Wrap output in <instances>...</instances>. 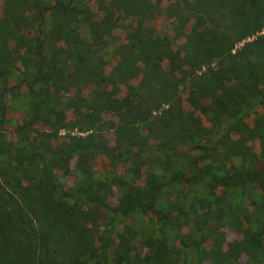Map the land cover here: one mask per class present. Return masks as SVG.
Listing matches in <instances>:
<instances>
[{
  "label": "trees",
  "instance_id": "trees-1",
  "mask_svg": "<svg viewBox=\"0 0 264 264\" xmlns=\"http://www.w3.org/2000/svg\"><path fill=\"white\" fill-rule=\"evenodd\" d=\"M263 28L264 0H0V264H264Z\"/></svg>",
  "mask_w": 264,
  "mask_h": 264
},
{
  "label": "built area",
  "instance_id": "built-area-1",
  "mask_svg": "<svg viewBox=\"0 0 264 264\" xmlns=\"http://www.w3.org/2000/svg\"><path fill=\"white\" fill-rule=\"evenodd\" d=\"M261 33L264 34V28L262 29ZM89 131H86V132H79V130L77 128L74 129L73 133H78V134H81V135H85L86 133H88ZM61 133L64 135L66 133L65 130H62Z\"/></svg>",
  "mask_w": 264,
  "mask_h": 264
},
{
  "label": "flooded vegetation",
  "instance_id": "flooded-vegetation-1",
  "mask_svg": "<svg viewBox=\"0 0 264 264\" xmlns=\"http://www.w3.org/2000/svg\"><path fill=\"white\" fill-rule=\"evenodd\" d=\"M6 110V109H5ZM5 112V111H4Z\"/></svg>",
  "mask_w": 264,
  "mask_h": 264
}]
</instances>
